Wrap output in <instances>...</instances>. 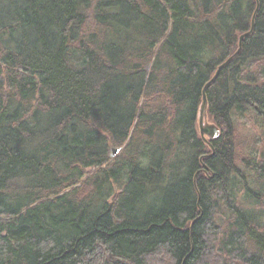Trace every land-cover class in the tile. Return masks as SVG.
<instances>
[{
	"label": "trees",
	"instance_id": "trees-1",
	"mask_svg": "<svg viewBox=\"0 0 264 264\" xmlns=\"http://www.w3.org/2000/svg\"><path fill=\"white\" fill-rule=\"evenodd\" d=\"M0 264H264V0H0Z\"/></svg>",
	"mask_w": 264,
	"mask_h": 264
},
{
	"label": "water",
	"instance_id": "water-1",
	"mask_svg": "<svg viewBox=\"0 0 264 264\" xmlns=\"http://www.w3.org/2000/svg\"><path fill=\"white\" fill-rule=\"evenodd\" d=\"M258 7V6H257ZM257 7L251 17V25H250V29L243 32L242 34H240L239 36V41H238V47L235 50V52L229 56L225 61H223L221 64L218 65L215 73L213 74V76L204 84L203 88H202V99H201V103L198 109V116H197V120H198V126H199V132L200 135L202 137V139L207 142L209 144V146L212 148V153H215L214 147L211 145V143L209 142V138H215L219 135V129L217 128V126L208 121V115H207V106H208V102H207V97H206V89L208 87V85L217 77L219 71L221 70L222 67H224L229 61L230 59L235 56L236 54L239 53V51L241 50V46H242V40L244 39L245 36H247L248 34H250L253 30V26H254V20H255V13L257 10ZM114 152L117 151V149H113ZM192 224L190 225V229H192Z\"/></svg>",
	"mask_w": 264,
	"mask_h": 264
},
{
	"label": "rangeland",
	"instance_id": "rangeland-1",
	"mask_svg": "<svg viewBox=\"0 0 264 264\" xmlns=\"http://www.w3.org/2000/svg\"><path fill=\"white\" fill-rule=\"evenodd\" d=\"M244 130L248 132H253V133L257 131V129L254 128V126H248Z\"/></svg>",
	"mask_w": 264,
	"mask_h": 264
}]
</instances>
